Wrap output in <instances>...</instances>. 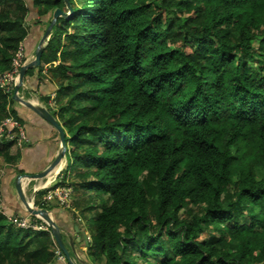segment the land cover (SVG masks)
Returning <instances> with one entry per match:
<instances>
[{
	"label": "trees",
	"instance_id": "obj_1",
	"mask_svg": "<svg viewBox=\"0 0 264 264\" xmlns=\"http://www.w3.org/2000/svg\"><path fill=\"white\" fill-rule=\"evenodd\" d=\"M67 2L0 0V74L27 17L48 26L69 13L40 62L67 135L59 185L80 221L96 209L91 261L264 264V0ZM11 104L0 90V123L21 122ZM13 145L0 138L1 167L16 165ZM46 193L34 206L51 212ZM2 209L0 264H53L50 233L18 229Z\"/></svg>",
	"mask_w": 264,
	"mask_h": 264
},
{
	"label": "crops",
	"instance_id": "obj_2",
	"mask_svg": "<svg viewBox=\"0 0 264 264\" xmlns=\"http://www.w3.org/2000/svg\"><path fill=\"white\" fill-rule=\"evenodd\" d=\"M35 19L36 18L33 15L26 18V25H29L30 28L23 45L25 56L28 58H34L39 41L49 26H46L43 21L39 24H35ZM31 61L32 58L27 63H30ZM56 65L57 63L54 64V67ZM28 71L31 72V75H25V83L23 88L19 90L18 96L25 100H30L34 105L45 108L52 115V112H56V110L49 106V102L52 99L54 102V97L56 98V91L58 89L57 85L52 82L47 71L46 75L42 74V72L38 74L37 69H31ZM13 93L14 91L12 92L11 98ZM42 99H47V101L44 102ZM10 107L14 108L16 116L21 120L20 123L24 128L26 136L25 145L20 148L15 146L11 148V153H18L19 155L16 165L13 168L5 169V171L2 169L0 170V200L1 206L3 207L2 211H4L7 217L12 218L16 214L23 211V207L17 198L14 188L15 178L17 176L35 175L47 169V167L54 161L60 150V139L57 131L53 127L18 102L14 101V104H11ZM54 118L62 128V125L57 118ZM66 136L67 135L65 134V137ZM64 168H66V157L61 161L60 166L57 167L45 180L37 182L23 178L21 186L24 195L30 189H32L33 193V189L36 186L39 190L44 184H47L56 178L61 171H64ZM31 195L30 197H32ZM36 199L38 198L36 197ZM51 205L53 206V204ZM49 213L61 230L62 242L65 249L69 252V255L70 252L73 251L74 255H78L79 257L80 252L78 251L81 250L83 252L85 250L84 247H81L82 244H80L81 238L79 237V234L83 233V235H86L87 233L86 231L83 232L84 228L80 219H76L74 217V212L70 208H54ZM75 261L76 263L74 264L93 263H88V260L84 257H79L78 259H75ZM53 264L68 263L66 261H55Z\"/></svg>",
	"mask_w": 264,
	"mask_h": 264
},
{
	"label": "built area",
	"instance_id": "obj_3",
	"mask_svg": "<svg viewBox=\"0 0 264 264\" xmlns=\"http://www.w3.org/2000/svg\"><path fill=\"white\" fill-rule=\"evenodd\" d=\"M26 64V58L23 55V46H19L15 57L12 59L10 70L6 73L0 74V90H2L6 95H12L14 87L17 85L19 70ZM54 103L55 97L54 102L53 99L49 102V106L54 108ZM0 138L4 139L5 141L14 143L13 146L17 148H20L26 144V136L22 124L12 117H8L0 123ZM56 178L51 180L49 183L44 184L39 190L37 186L34 187L33 193H35L36 195L38 192L47 190V193L40 199L41 204H57L60 207L69 208L71 203L72 191L71 189H69V187L55 184ZM35 195L34 197H30L31 205L35 209H40L34 206ZM12 218L7 217L8 222H11L18 229L30 230L33 232H48L49 228L47 224L38 217H32L26 214L23 217L14 216ZM37 220H40V222H38ZM87 240V242L90 241L89 237L87 238ZM55 258L56 261H66L65 257L57 248L56 244ZM75 259H78V255H75V258L71 261L72 264L76 263Z\"/></svg>",
	"mask_w": 264,
	"mask_h": 264
},
{
	"label": "water",
	"instance_id": "obj_4",
	"mask_svg": "<svg viewBox=\"0 0 264 264\" xmlns=\"http://www.w3.org/2000/svg\"><path fill=\"white\" fill-rule=\"evenodd\" d=\"M65 4L67 7V10L70 11V7L68 5L67 0H65ZM69 14H64L59 10H55L54 13L52 14V19L51 23L47 27L46 31L44 32L42 38L39 41L38 47L36 49L34 59L31 63H27L25 66L21 67L18 73V81L17 85L14 87V93L12 96V99L15 102H18L21 104L23 107L28 109L29 111H32L34 114H36L40 119L43 121L47 122L51 127H53L60 139V150L55 157L54 161L45 169L44 171H41L40 173H37L35 175H28V176H17L15 178V192L17 194V198L20 201L23 210L25 211L26 214L32 216V217H38L42 219L48 226L50 230V236L54 243L56 244L57 248L59 251L62 253V255L65 257L66 261L68 264H72L69 252L65 249L63 242H62V237H61V230L59 226L55 223L54 219L50 215V213L45 210V209H35L30 205L26 199V196L24 195L22 191V186H21V181L23 178H27L31 181H41L45 180L57 167L60 166L61 161L65 158L67 148H66V143H65V132L64 130L60 127L58 122L55 120V118L43 107L34 105L30 100H25L21 97L18 96L19 90L23 88L24 85V80H25V75L28 70L31 69H37L40 67V58L41 54L46 46V43L51 35V31L53 29V26L55 25V22L57 18H67ZM35 193H32V197H34Z\"/></svg>",
	"mask_w": 264,
	"mask_h": 264
},
{
	"label": "rangeland",
	"instance_id": "obj_5",
	"mask_svg": "<svg viewBox=\"0 0 264 264\" xmlns=\"http://www.w3.org/2000/svg\"><path fill=\"white\" fill-rule=\"evenodd\" d=\"M68 14V13H67ZM20 46H23V55L25 56V52H24V45H23V42L21 43V45ZM25 58H26V62H29L30 60H31V58H32V61H33V57H26L25 56ZM31 61V62H32ZM30 62V63H31ZM253 64L255 65V66H258V61L257 60H253ZM50 68V65L48 66V65H45V64H40V69H42V74H44V75H46V71L48 70ZM37 70L39 71V68H37ZM67 143V142H66ZM66 148H67V146H66ZM10 153H11V150H10ZM11 154H13V153H11ZM65 157H66V168H64V173H65V175H69V173H68V167H70V165H71V162H70V158H69V156H68V154H67V152H66V155H65ZM2 166V163L0 162V167ZM1 169L3 170V171H5V169H7V167H1ZM74 171H75V169H74ZM63 172H62V174L59 176H57V178H56V180H55V184H59L60 182H62V180H63ZM60 174V173H59ZM58 179V180H57ZM70 179V178H69ZM68 181V180H67ZM69 181H71V180H69ZM68 182H66V185H68L67 184ZM70 183H72V182H70ZM69 187V186H68ZM33 188V187H32ZM69 189H71L70 187H69ZM72 191V190H71ZM31 193H32V189H30V190H28L27 192H26V199H27V201H28V203L31 205V201H30V195H31ZM72 195V197H71V201H72V199H73V194H71ZM40 200V199H39ZM0 206H1V202H0ZM49 206H51V204H49ZM53 207H55V208H63V209H67V208H64V207H60L59 205H57V204H53ZM24 211V210H23ZM95 211H96V209H94L92 212H88V213H85L84 214V217H83V220H81V222H82V225H83V228H84V230H83V232L84 231H86L87 233H86V236L85 235H83V233H80L79 234V237L81 238V243L80 244H82L81 245V247H84L85 248V250L82 252L81 250H79L78 252H80V255H79V257L80 258H85L86 260H88V263L90 262H92L91 261V256H90V253L89 252H87V248H88V244H87V238L90 236L89 235V233L91 234L93 231H94V228H95V226H96V223H97V221H96V217H95ZM4 213V212H3ZM75 214V213H74ZM21 217H23V215H20ZM14 217V216H13ZM74 217L77 219V217H76V215H74ZM12 219H14V218H12ZM42 220V219H41ZM38 222H40V220H37ZM48 232L50 233V230L48 229ZM37 233V232H36ZM78 257V258H79ZM75 258V255H74V253H73V251H71L70 252V259H71V261L73 260ZM78 262V261H77ZM93 264V263H92ZM98 264V263H97Z\"/></svg>",
	"mask_w": 264,
	"mask_h": 264
},
{
	"label": "clouds",
	"instance_id": "obj_6",
	"mask_svg": "<svg viewBox=\"0 0 264 264\" xmlns=\"http://www.w3.org/2000/svg\"><path fill=\"white\" fill-rule=\"evenodd\" d=\"M69 14V13H68ZM60 176V175H59ZM47 191V190H46ZM86 236V235H85ZM55 244V243H54Z\"/></svg>",
	"mask_w": 264,
	"mask_h": 264
}]
</instances>
